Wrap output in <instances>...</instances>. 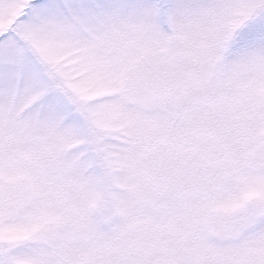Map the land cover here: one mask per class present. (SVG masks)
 Masks as SVG:
<instances>
[{
	"label": "snow or ice",
	"instance_id": "snow-or-ice-1",
	"mask_svg": "<svg viewBox=\"0 0 264 264\" xmlns=\"http://www.w3.org/2000/svg\"><path fill=\"white\" fill-rule=\"evenodd\" d=\"M0 264H264V0H0Z\"/></svg>",
	"mask_w": 264,
	"mask_h": 264
}]
</instances>
